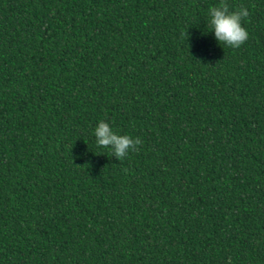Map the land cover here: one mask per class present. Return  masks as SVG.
Listing matches in <instances>:
<instances>
[{
	"label": "trees",
	"instance_id": "obj_1",
	"mask_svg": "<svg viewBox=\"0 0 264 264\" xmlns=\"http://www.w3.org/2000/svg\"><path fill=\"white\" fill-rule=\"evenodd\" d=\"M219 2L0 0V264H264V0L236 49Z\"/></svg>",
	"mask_w": 264,
	"mask_h": 264
},
{
	"label": "clouds",
	"instance_id": "obj_2",
	"mask_svg": "<svg viewBox=\"0 0 264 264\" xmlns=\"http://www.w3.org/2000/svg\"><path fill=\"white\" fill-rule=\"evenodd\" d=\"M249 15L248 10L241 6L235 11L230 10L227 0H220L217 6L208 10V28L214 33L217 43L233 49L239 48L248 38V33L242 27V20ZM183 35L187 36V33ZM97 147L109 149L117 160H123L129 152L139 151L142 144L140 138L133 139L129 135H119L110 125L100 121L94 130ZM228 264H231L229 258Z\"/></svg>",
	"mask_w": 264,
	"mask_h": 264
}]
</instances>
